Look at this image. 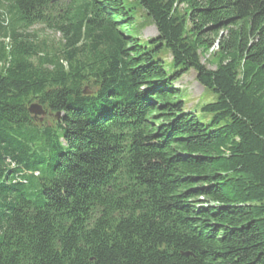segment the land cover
<instances>
[{
	"label": "trees",
	"instance_id": "trees-1",
	"mask_svg": "<svg viewBox=\"0 0 264 264\" xmlns=\"http://www.w3.org/2000/svg\"><path fill=\"white\" fill-rule=\"evenodd\" d=\"M0 264H264V0H0Z\"/></svg>",
	"mask_w": 264,
	"mask_h": 264
},
{
	"label": "rangeland",
	"instance_id": "rangeland-1",
	"mask_svg": "<svg viewBox=\"0 0 264 264\" xmlns=\"http://www.w3.org/2000/svg\"><path fill=\"white\" fill-rule=\"evenodd\" d=\"M146 21L145 23V28L141 31L140 38L142 40H148L151 38H155L158 35L157 29L154 25H152L148 20H143ZM35 33L40 37H47L51 39L54 37L52 33L49 31H43L42 28L38 27L35 29ZM59 39V36H55V41ZM218 51V48L215 47L214 49H210L208 52H206L204 49L201 50V57H202V62L208 65L209 69L214 70L215 69V64L216 61L214 59V55ZM170 57H166V62H170ZM195 73L190 72L183 78H181L180 81L175 83V87L177 89H181L184 91V94L186 95L187 98V109H192L194 112H197L199 117L201 119H204L199 110L202 105L207 104L209 102L215 101V97L208 96V94L205 92V90L196 82L195 80ZM53 119V116H47L44 118L43 122L51 123Z\"/></svg>",
	"mask_w": 264,
	"mask_h": 264
},
{
	"label": "water",
	"instance_id": "water-1",
	"mask_svg": "<svg viewBox=\"0 0 264 264\" xmlns=\"http://www.w3.org/2000/svg\"><path fill=\"white\" fill-rule=\"evenodd\" d=\"M57 1V0H55ZM89 92H85V94H88ZM29 112L30 114L34 117V119L38 122H43L44 118L47 116V112L45 111V109L43 108V106L39 105V104H32L29 108ZM60 115L58 114L56 116V119L59 121L60 120Z\"/></svg>",
	"mask_w": 264,
	"mask_h": 264
}]
</instances>
